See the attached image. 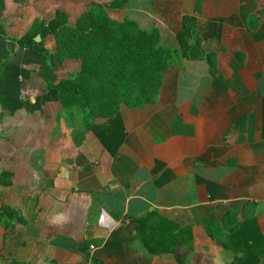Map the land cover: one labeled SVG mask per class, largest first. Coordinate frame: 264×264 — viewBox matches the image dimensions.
Wrapping results in <instances>:
<instances>
[{
  "label": "crops",
  "instance_id": "0c3cea01",
  "mask_svg": "<svg viewBox=\"0 0 264 264\" xmlns=\"http://www.w3.org/2000/svg\"><path fill=\"white\" fill-rule=\"evenodd\" d=\"M113 1L0 0V210L22 219L11 231L0 224V264H231L242 254L225 248L227 228L254 218L264 236V40L249 26L264 0H128L107 10L158 29L173 58L151 102L121 106L124 139L110 151L91 127L112 117L87 123L88 109L65 107L48 88L80 61L59 64L52 35L32 48L19 40L58 12L75 26L93 3ZM192 47L201 56L185 57ZM150 213L190 228L191 247L149 255L123 218Z\"/></svg>",
  "mask_w": 264,
  "mask_h": 264
},
{
  "label": "trees",
  "instance_id": "16d2710c",
  "mask_svg": "<svg viewBox=\"0 0 264 264\" xmlns=\"http://www.w3.org/2000/svg\"><path fill=\"white\" fill-rule=\"evenodd\" d=\"M127 5L128 0H114L107 5L93 3L75 26L69 25L67 16L58 12L48 23L35 22L33 28L19 40L21 48H32L38 36L45 38L52 35L59 64L68 59L80 61L79 72L62 79L58 85L48 83V88L59 93L65 107L88 109L87 123L99 117H112L105 125L91 127L110 151H116L124 139L119 113L121 106L151 102L159 94L163 72L169 67L172 57V51L161 45L158 29L143 30L128 18L117 21L107 14V10H123ZM263 13L259 11L249 18L250 34L255 42L264 40V25L257 31L252 29L261 24L258 15ZM191 24L190 18H186L181 35L190 32L188 27ZM190 51L185 52V57L192 59L202 54L198 47H192ZM44 56L48 61L49 55ZM15 221L22 222L18 212L11 207H2L0 224L11 231ZM123 223L135 235L137 242L145 246L149 255L174 254L178 247L189 248L193 242L190 228H182L157 213H150L144 218L125 216ZM211 229L209 236L216 238ZM227 230L233 242L225 248L242 254V258L231 264H260L264 257V236L258 221L246 219L238 229ZM89 247L90 243L81 245L87 259H91ZM7 264L22 263L11 261Z\"/></svg>",
  "mask_w": 264,
  "mask_h": 264
},
{
  "label": "rangeland",
  "instance_id": "374dc122",
  "mask_svg": "<svg viewBox=\"0 0 264 264\" xmlns=\"http://www.w3.org/2000/svg\"><path fill=\"white\" fill-rule=\"evenodd\" d=\"M112 16L115 17L116 19H119V16H118V15L115 16V15L112 14ZM261 21H264V16L261 17ZM258 27H259V26L254 27V30L258 29ZM170 59L173 60V58H170ZM74 60L77 61L76 59H74ZM73 62H74V61H73ZM74 63H75V62H74Z\"/></svg>",
  "mask_w": 264,
  "mask_h": 264
},
{
  "label": "water",
  "instance_id": "95a60500",
  "mask_svg": "<svg viewBox=\"0 0 264 264\" xmlns=\"http://www.w3.org/2000/svg\"><path fill=\"white\" fill-rule=\"evenodd\" d=\"M36 42H41V37L38 36L36 39H35Z\"/></svg>",
  "mask_w": 264,
  "mask_h": 264
}]
</instances>
